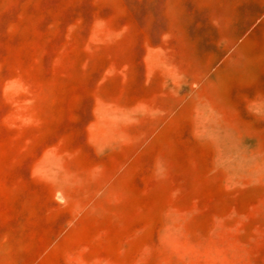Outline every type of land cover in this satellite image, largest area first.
<instances>
[{
  "label": "rangeland",
  "instance_id": "obj_1",
  "mask_svg": "<svg viewBox=\"0 0 264 264\" xmlns=\"http://www.w3.org/2000/svg\"><path fill=\"white\" fill-rule=\"evenodd\" d=\"M0 264H264V0H0Z\"/></svg>",
  "mask_w": 264,
  "mask_h": 264
}]
</instances>
